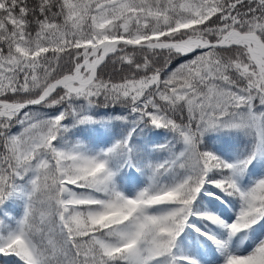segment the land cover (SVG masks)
I'll return each mask as SVG.
<instances>
[{"label":"snow or ice","instance_id":"obj_1","mask_svg":"<svg viewBox=\"0 0 264 264\" xmlns=\"http://www.w3.org/2000/svg\"><path fill=\"white\" fill-rule=\"evenodd\" d=\"M0 264H264V0H0Z\"/></svg>","mask_w":264,"mask_h":264},{"label":"trees","instance_id":"obj_2","mask_svg":"<svg viewBox=\"0 0 264 264\" xmlns=\"http://www.w3.org/2000/svg\"><path fill=\"white\" fill-rule=\"evenodd\" d=\"M208 200H212V198H211V197H209V198H208Z\"/></svg>","mask_w":264,"mask_h":264}]
</instances>
